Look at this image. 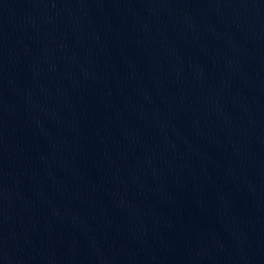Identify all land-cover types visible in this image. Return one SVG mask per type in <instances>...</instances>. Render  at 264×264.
<instances>
[{"label": "water", "instance_id": "obj_1", "mask_svg": "<svg viewBox=\"0 0 264 264\" xmlns=\"http://www.w3.org/2000/svg\"><path fill=\"white\" fill-rule=\"evenodd\" d=\"M0 264H264V0H0Z\"/></svg>", "mask_w": 264, "mask_h": 264}]
</instances>
